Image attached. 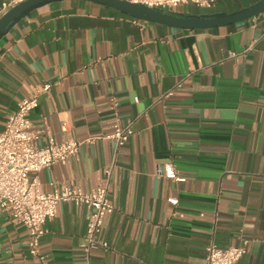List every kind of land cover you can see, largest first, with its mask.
I'll use <instances>...</instances> for the list:
<instances>
[{"label": "crops", "instance_id": "crops-1", "mask_svg": "<svg viewBox=\"0 0 264 264\" xmlns=\"http://www.w3.org/2000/svg\"><path fill=\"white\" fill-rule=\"evenodd\" d=\"M9 1L0 0V18ZM261 1L174 12L232 14ZM44 83L52 87L39 95L33 129L81 147L38 174L42 190L66 183L88 192L111 169V249L95 251L92 264H206L210 244L245 242L238 264H264V13L181 30L91 1H54L0 39V132ZM116 122L129 126L120 148L109 138ZM168 164L184 180L158 175ZM86 216V207L62 203L45 223L50 264L85 263ZM27 240L0 210V264H35Z\"/></svg>", "mask_w": 264, "mask_h": 264}, {"label": "built area", "instance_id": "built-area-1", "mask_svg": "<svg viewBox=\"0 0 264 264\" xmlns=\"http://www.w3.org/2000/svg\"><path fill=\"white\" fill-rule=\"evenodd\" d=\"M27 0H10L4 11ZM149 8L174 12L193 5L200 9H212L218 0H122ZM237 54L230 53L234 58ZM52 84L44 83L31 91L18 103V108L7 118L0 132V210L10 217L15 226H24L28 232L27 248L35 264H50L42 252V239L46 234L45 223L54 218L62 203L87 208V230L82 245L85 263L92 264V255L98 250H110L104 237L106 218L114 212L109 196L111 169L105 171V182L88 192L66 184L53 183L49 192L42 190L38 174L56 164H66L79 153L81 142L71 138L57 142L44 130H34L31 114L39 107L40 93L50 92ZM116 106V103H114ZM45 135V145L38 141ZM113 139L118 148L130 140L129 126L116 122ZM158 175L172 180H184L173 165L158 169ZM176 204V199L169 200ZM245 242L241 246L221 249L214 244L206 248V264H238L246 254Z\"/></svg>", "mask_w": 264, "mask_h": 264}, {"label": "water", "instance_id": "water-1", "mask_svg": "<svg viewBox=\"0 0 264 264\" xmlns=\"http://www.w3.org/2000/svg\"><path fill=\"white\" fill-rule=\"evenodd\" d=\"M62 0H27L10 10L0 18V39L6 35L15 24L31 11L42 5ZM113 8L120 13L137 20H144L181 30H209L217 27L247 21L264 13V0L232 14L205 13L185 14L179 12H165L160 9L149 8L141 4H133L122 0H86Z\"/></svg>", "mask_w": 264, "mask_h": 264}]
</instances>
